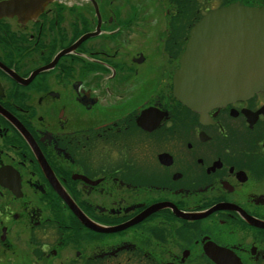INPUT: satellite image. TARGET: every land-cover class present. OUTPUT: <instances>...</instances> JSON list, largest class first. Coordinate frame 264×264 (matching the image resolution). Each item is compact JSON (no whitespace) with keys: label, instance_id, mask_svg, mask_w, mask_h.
<instances>
[{"label":"flooded vegetation","instance_id":"flooded-vegetation-1","mask_svg":"<svg viewBox=\"0 0 264 264\" xmlns=\"http://www.w3.org/2000/svg\"><path fill=\"white\" fill-rule=\"evenodd\" d=\"M231 6L264 0H0V264H264V89L205 18ZM185 55L223 90L199 111Z\"/></svg>","mask_w":264,"mask_h":264},{"label":"water","instance_id":"water-1","mask_svg":"<svg viewBox=\"0 0 264 264\" xmlns=\"http://www.w3.org/2000/svg\"><path fill=\"white\" fill-rule=\"evenodd\" d=\"M206 24L218 21L226 26L227 33L242 42L243 65L242 89L246 95L264 89V8L254 9L243 6H231L215 11L205 17ZM229 37V36H228ZM189 57L183 58V67L176 75L179 100L195 111L204 105L202 97L220 96L219 80L209 78L205 71H190ZM232 90V89H227ZM240 89H237V93Z\"/></svg>","mask_w":264,"mask_h":264}]
</instances>
